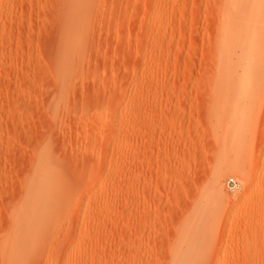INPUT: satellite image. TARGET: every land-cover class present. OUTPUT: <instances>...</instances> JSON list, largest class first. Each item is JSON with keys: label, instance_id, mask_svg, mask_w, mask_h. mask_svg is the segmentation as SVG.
I'll return each instance as SVG.
<instances>
[{"label": "rangeland", "instance_id": "374dc122", "mask_svg": "<svg viewBox=\"0 0 264 264\" xmlns=\"http://www.w3.org/2000/svg\"><path fill=\"white\" fill-rule=\"evenodd\" d=\"M0 264H264V0H0Z\"/></svg>", "mask_w": 264, "mask_h": 264}, {"label": "built area", "instance_id": "2783aa9c", "mask_svg": "<svg viewBox=\"0 0 264 264\" xmlns=\"http://www.w3.org/2000/svg\"><path fill=\"white\" fill-rule=\"evenodd\" d=\"M238 183L232 179V178H229L226 180V187L229 191H235L237 188H238Z\"/></svg>", "mask_w": 264, "mask_h": 264}, {"label": "bare ground", "instance_id": "6f19581e", "mask_svg": "<svg viewBox=\"0 0 264 264\" xmlns=\"http://www.w3.org/2000/svg\"><path fill=\"white\" fill-rule=\"evenodd\" d=\"M222 172H218L214 175V183H216L217 185H220V180H221V177H222Z\"/></svg>", "mask_w": 264, "mask_h": 264}]
</instances>
